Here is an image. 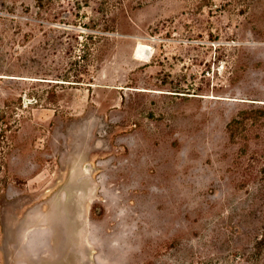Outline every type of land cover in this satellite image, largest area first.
Listing matches in <instances>:
<instances>
[{
  "label": "rangeland",
  "instance_id": "rangeland-1",
  "mask_svg": "<svg viewBox=\"0 0 264 264\" xmlns=\"http://www.w3.org/2000/svg\"><path fill=\"white\" fill-rule=\"evenodd\" d=\"M0 264H264V0H0Z\"/></svg>",
  "mask_w": 264,
  "mask_h": 264
},
{
  "label": "flooded vegetation",
  "instance_id": "flooded-vegetation-1",
  "mask_svg": "<svg viewBox=\"0 0 264 264\" xmlns=\"http://www.w3.org/2000/svg\"><path fill=\"white\" fill-rule=\"evenodd\" d=\"M42 208H43V210H48V207L47 206H42ZM39 221H41V222H39ZM39 221H37L36 220V223H34L35 225H46V224H44V223H46V221H48V220H46V219H42V220H39ZM63 221V220H62ZM51 221H49V223H50ZM48 223V224H49ZM53 226V225H52ZM52 226H51V228H52ZM53 229V228H52ZM46 230V229H45ZM45 230L44 231H35V233H34V236H33V241L35 242V243H40V242H43V241H45L47 238L49 239V236H50V238L52 237L51 235H53V233H54V235L56 234V231L53 229L52 231L51 230H49V233H48V231L46 230V232L48 233H45ZM43 234H45L46 236L45 237H43ZM54 235H53V237H54ZM45 238V239H44ZM50 240V239H49ZM53 240V239H52Z\"/></svg>",
  "mask_w": 264,
  "mask_h": 264
},
{
  "label": "bare ground",
  "instance_id": "bare-ground-1",
  "mask_svg": "<svg viewBox=\"0 0 264 264\" xmlns=\"http://www.w3.org/2000/svg\"><path fill=\"white\" fill-rule=\"evenodd\" d=\"M99 249V248H98Z\"/></svg>",
  "mask_w": 264,
  "mask_h": 264
}]
</instances>
